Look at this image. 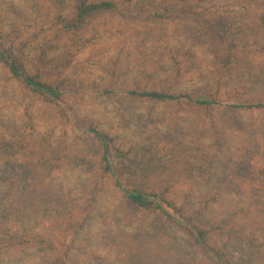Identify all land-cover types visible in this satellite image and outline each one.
<instances>
[{
    "label": "rangeland",
    "instance_id": "1",
    "mask_svg": "<svg viewBox=\"0 0 264 264\" xmlns=\"http://www.w3.org/2000/svg\"><path fill=\"white\" fill-rule=\"evenodd\" d=\"M101 1L119 11L66 33L52 21L72 17L76 0H0V33L61 89L78 128L93 124L127 154L126 184L212 228L232 264H264V110L229 108L264 101V0ZM136 89L219 105L124 96ZM72 127L0 66V264H218L162 217L131 209Z\"/></svg>",
    "mask_w": 264,
    "mask_h": 264
},
{
    "label": "trees",
    "instance_id": "2",
    "mask_svg": "<svg viewBox=\"0 0 264 264\" xmlns=\"http://www.w3.org/2000/svg\"><path fill=\"white\" fill-rule=\"evenodd\" d=\"M119 7L113 1L101 0H76V10L72 17L58 16L52 21L53 26L66 33H79L84 30L94 17L104 13H117ZM165 15H155L152 19L161 21ZM264 23V18H263ZM6 36L0 33V66L10 72L29 93L47 104L57 108L72 123L74 133L80 137H87L85 141L90 145L93 155L97 158V164L103 178H111L121 192L127 205L137 212H143L151 216L162 217L168 224L176 227L188 237L205 256L216 260L218 264H232L226 258V254L211 242L213 229L199 225L194 216L187 215L183 207L167 199L165 195L157 192L140 191L126 184L124 179L134 174L133 167L127 162V154L119 148L114 139L107 133H103L93 124L87 131H82L70 117L64 101L61 89L44 81L41 74L30 71L5 45ZM234 48L230 47L227 58L221 60L224 68H228L234 61ZM107 96L115 93L107 90ZM127 98L139 99L154 104L179 105L188 104L198 108L213 109L218 107L216 100L209 98H196L190 94L175 93L171 90L157 91L136 89L124 95ZM229 108L235 111L264 110V101L244 102L231 105ZM12 147V146H8Z\"/></svg>",
    "mask_w": 264,
    "mask_h": 264
}]
</instances>
